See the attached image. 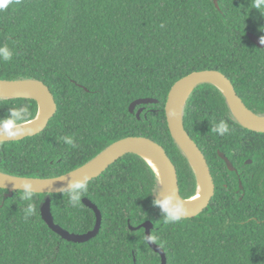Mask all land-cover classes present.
<instances>
[{"label": "trees", "instance_id": "16d2710c", "mask_svg": "<svg viewBox=\"0 0 264 264\" xmlns=\"http://www.w3.org/2000/svg\"><path fill=\"white\" fill-rule=\"evenodd\" d=\"M252 2L218 0L216 7L214 0H13L0 11V46L13 51L10 61L0 59V80L42 81L57 111L40 134L0 143V172L60 177L117 141L145 137L167 152L181 197L194 198L197 177L171 135L168 95L185 76L216 70L252 112L264 116V49L248 36L264 37V15ZM146 98L157 103L131 114L130 106ZM20 107L28 108L24 123L38 116L33 99L0 98V119ZM220 120L230 128L224 136L211 132ZM183 122L215 184L200 215L165 223L153 204L161 186L157 174L129 154L86 183L75 204L71 190L33 193L26 200L23 191L0 188V264H161L145 229H138L146 222L167 264H264V133L240 125L211 84L194 89ZM48 198L55 223L74 234L95 227V213L83 203L89 199L102 214L99 234L82 244L62 239L42 218Z\"/></svg>", "mask_w": 264, "mask_h": 264}, {"label": "water", "instance_id": "95a60500", "mask_svg": "<svg viewBox=\"0 0 264 264\" xmlns=\"http://www.w3.org/2000/svg\"><path fill=\"white\" fill-rule=\"evenodd\" d=\"M214 3L216 7H219L218 0H214ZM248 36L255 45L264 49V43H261V39L259 37L251 33H249ZM202 84H211L217 87L224 94L233 116L240 125L250 131L264 133V116L255 114L245 105L243 100L235 91L232 82L221 72L216 70L194 72L180 79L172 87L168 95L165 110L171 135L188 159L197 177L198 189L194 198L185 200L181 197L179 192L177 170L173 162L162 146L145 137H128L117 141L89 163L60 177L48 179L25 178L10 176L0 172V188L8 190L12 194L16 191H23L25 185H31V190H33V193L37 194L51 195L64 193L71 190L70 185L74 182L84 180L86 184L101 176L119 159L129 154H136L142 157L150 165L160 180L161 186L157 190V200L162 201L166 197L173 196L175 197L176 203L184 202L185 207L189 211V215L184 219L200 215L208 207L214 196L215 184L203 152L185 129L183 122V110L194 89ZM188 88H191V91L184 102H182L183 95ZM0 98L33 99L39 105L38 116L34 120L21 125V127L24 128V131L18 138L15 140H9L6 136H0V143L20 141L27 137H33L40 134L48 126L50 120L55 116L57 111L55 98L50 88L39 80H0ZM155 103H157V100L151 98L137 100L130 106V113L134 114L138 106ZM41 107H43V109H41ZM143 110L144 108H141L136 113L139 119ZM173 111L177 113L176 117L171 115ZM138 150L147 151L156 158L159 166L161 167L163 177L147 159L138 153ZM219 156L225 161L230 171H236L225 154L220 152ZM250 162L251 161H249V163ZM85 178L87 179L85 180ZM196 197L197 199L195 200ZM83 203L92 209L96 216L95 227L88 233H70L61 226L57 225L51 212L50 198L46 199L41 208L42 218L50 229L58 234L62 239L77 244L89 242L99 234L102 224V214L98 207L89 199L84 198ZM140 228L145 229L147 242L150 247L160 255L161 264H167L165 252L153 242L152 238L150 242L148 240V238L151 237L153 225L150 222H146L141 227H138V229Z\"/></svg>", "mask_w": 264, "mask_h": 264}, {"label": "clouds", "instance_id": "9594fccd", "mask_svg": "<svg viewBox=\"0 0 264 264\" xmlns=\"http://www.w3.org/2000/svg\"><path fill=\"white\" fill-rule=\"evenodd\" d=\"M13 0H6L5 3L0 4V11L6 10ZM18 2V0H17ZM252 7H254L258 12L264 15V0H253ZM261 43H264V37H261ZM13 56V51L7 46H0V59L3 61H10ZM28 108H12L9 110L8 114L0 119V136H6L9 140H15L18 138L24 131V128L21 125L28 119ZM173 117L177 116L176 112H172ZM211 132L216 133L220 136L230 132L229 125L226 121L220 120L218 123L214 124L211 128ZM65 143L69 146H74V139L71 136L63 137ZM87 178H85L86 180ZM85 181H76L70 185V200L73 204L77 203L80 199V194L84 190ZM155 189L153 190V192ZM33 195V190H31V185H25L23 189V199L30 200ZM154 206L161 209V213L164 217L165 223H179L186 216L189 215L188 209L185 207V203H176L175 197L169 196L164 200L154 201ZM31 211V205L26 210ZM149 242L151 237L148 238Z\"/></svg>", "mask_w": 264, "mask_h": 264}, {"label": "bare ground", "instance_id": "6f19581e", "mask_svg": "<svg viewBox=\"0 0 264 264\" xmlns=\"http://www.w3.org/2000/svg\"><path fill=\"white\" fill-rule=\"evenodd\" d=\"M190 91H191V88H188L186 90V92L183 95L182 102H184V100L186 99V97L188 96ZM41 109H43V107H41ZM138 153L140 155H142L145 159H147L153 165V167L157 170V172L163 177V173H162L161 167L159 166V163L157 162L156 158L152 154H150L147 151H142V150H138ZM196 199H197V197L195 198V200Z\"/></svg>", "mask_w": 264, "mask_h": 264}]
</instances>
